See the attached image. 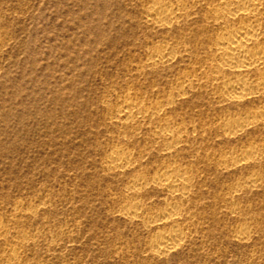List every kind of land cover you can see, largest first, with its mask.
Wrapping results in <instances>:
<instances>
[{
    "label": "rangeland",
    "instance_id": "374dc122",
    "mask_svg": "<svg viewBox=\"0 0 264 264\" xmlns=\"http://www.w3.org/2000/svg\"><path fill=\"white\" fill-rule=\"evenodd\" d=\"M176 1L161 0L178 13L159 26L151 0H0V264H264V152L257 167L233 164L264 138V121L231 134L264 97L218 96L202 76L223 31L218 1ZM160 50L175 58L149 62ZM128 97L153 112L124 125ZM156 117L183 140L159 134ZM123 148L135 158L120 171L108 161ZM178 165L192 177L184 216L159 224L174 196L156 171ZM175 224L181 245L159 255Z\"/></svg>",
    "mask_w": 264,
    "mask_h": 264
},
{
    "label": "bare ground",
    "instance_id": "6f19581e",
    "mask_svg": "<svg viewBox=\"0 0 264 264\" xmlns=\"http://www.w3.org/2000/svg\"><path fill=\"white\" fill-rule=\"evenodd\" d=\"M151 1L152 5L148 9L149 22L161 26L171 23L177 18V11L160 7L161 0ZM217 1V3L213 4L212 11L215 15V23L223 26V31L216 45L212 48L215 58L207 63L209 70L205 73L203 72L202 76L212 82L216 80L222 88V90L219 89L221 90L220 92L218 91L219 93L217 92L219 94L218 96L226 101H240L247 98L264 97V75H259L258 73L264 67V0ZM175 5L179 9V7L185 5V2L178 0L175 2ZM229 18L239 19L240 22L236 25L228 24ZM173 58H175V55L172 52L160 50L154 56L149 57L148 61L157 65L171 61ZM226 68L230 70V75L227 77L223 75V69ZM193 69L190 70L189 75L190 73L193 74ZM198 70L200 69H196L195 71L197 72ZM189 75L187 74V77ZM211 81H207L203 85L205 86ZM186 92V88L182 86L179 90V96L186 94ZM167 100L173 101V98L169 96ZM118 110L123 118L127 117L128 120L123 121L126 126L140 123L141 120L148 117V114L153 112L148 105L133 97L125 99L123 105ZM134 112L143 114L141 120L140 118H132ZM260 120L264 121V110L262 109L261 111L251 112L246 119L244 118L237 125L235 124V128H233L235 125L231 127L234 129H231L233 131L229 130L232 132L231 134L235 135ZM153 122L159 134L173 136L176 138V143H180L183 140L182 130L172 121L156 117ZM250 144L251 147L247 151L245 150L246 153H242L244 154L243 156L233 161L234 165L245 167L253 165L257 167V164H259L258 159H261L260 156L264 152L259 149V147L264 146V138H252ZM133 154L130 150L123 148L111 155V158H108V162H111V164L119 169H123L120 171H124V169L134 164L133 160L135 157ZM156 175L159 177L158 184L163 189L173 193L174 196L171 200H167L165 212L155 220V222H160L159 224L168 225L174 223L175 218L184 216L180 209L181 198L188 196L192 185V177L189 174V170L180 165L165 166L159 171H156ZM260 176V171L256 169L252 172L248 182L257 181ZM137 178L135 180L136 182L138 181ZM132 188L129 194L131 198L141 193V187ZM125 201L130 200L126 199ZM126 204L131 213H137L141 209V205L137 201L131 200ZM168 230L169 232L163 233L159 239L160 241L155 244L154 250L159 255L180 246L182 243L181 239L175 234L177 231H181L177 224ZM237 236L249 239L245 228Z\"/></svg>",
    "mask_w": 264,
    "mask_h": 264
}]
</instances>
